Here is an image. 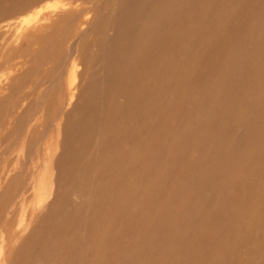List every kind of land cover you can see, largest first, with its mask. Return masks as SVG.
Masks as SVG:
<instances>
[{
    "label": "rangeland",
    "instance_id": "rangeland-1",
    "mask_svg": "<svg viewBox=\"0 0 264 264\" xmlns=\"http://www.w3.org/2000/svg\"><path fill=\"white\" fill-rule=\"evenodd\" d=\"M0 264H264V0H0Z\"/></svg>",
    "mask_w": 264,
    "mask_h": 264
},
{
    "label": "bare ground",
    "instance_id": "bare-ground-1",
    "mask_svg": "<svg viewBox=\"0 0 264 264\" xmlns=\"http://www.w3.org/2000/svg\"><path fill=\"white\" fill-rule=\"evenodd\" d=\"M61 9V8H60ZM75 9V8H74ZM70 10H71V8H70ZM69 10V11H70ZM61 11V10H60ZM63 11V10H62ZM66 11V10H65ZM59 12V11H58ZM70 12H72V10L70 11ZM73 12H75L74 10H73ZM40 13V12H39ZM60 13V12H59ZM64 13V12H63ZM69 13V12H68ZM62 14V13H61ZM74 90V89H73ZM51 192H53L52 190H51ZM50 194H52V193H50Z\"/></svg>",
    "mask_w": 264,
    "mask_h": 264
}]
</instances>
